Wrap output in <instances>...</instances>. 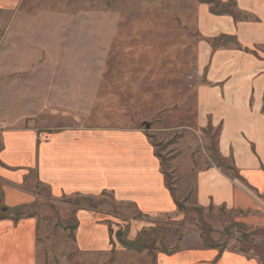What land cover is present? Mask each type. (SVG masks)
Masks as SVG:
<instances>
[{
    "label": "rangeland",
    "instance_id": "rangeland-1",
    "mask_svg": "<svg viewBox=\"0 0 264 264\" xmlns=\"http://www.w3.org/2000/svg\"><path fill=\"white\" fill-rule=\"evenodd\" d=\"M205 1L0 0L6 78L16 85L14 95L23 94L19 107L31 115L26 124L36 120L39 130L62 131L80 119L92 126L130 118L148 132L177 200V211L167 218L164 213L139 217L130 208L104 203L114 242L91 252L81 251L70 237L77 223L76 209L69 211L73 201H58L57 207L45 198L26 215L0 209V219L38 218L39 264H160V254L201 249L205 241L217 249L259 253L264 264V236L237 222L235 212L205 208L196 199L193 163H221L219 128L199 125L197 91L208 82L205 58L227 40L207 34L215 23L209 18L218 12L251 18L235 0ZM133 217L144 224L135 230L141 237L129 234L127 221ZM120 238L137 241L142 249L130 250Z\"/></svg>",
    "mask_w": 264,
    "mask_h": 264
},
{
    "label": "crops",
    "instance_id": "crops-1",
    "mask_svg": "<svg viewBox=\"0 0 264 264\" xmlns=\"http://www.w3.org/2000/svg\"><path fill=\"white\" fill-rule=\"evenodd\" d=\"M235 2L250 20L214 14L209 21L215 23L206 30L210 36L227 39L209 49L212 57L204 63L208 82L197 91L199 125L207 122L219 128L216 153L221 163H203L204 167L193 163L194 183L199 206L227 208L238 215L237 222L264 236V54L259 51L264 49V0ZM1 49L0 43L2 211L26 215L29 206L35 205L30 210L35 212L45 198L57 207L58 201H73L69 211L77 210V223L70 237L85 252L103 251L114 242L111 219L103 216L104 203L130 208L139 217L164 213L167 218L177 211L161 158L146 130L130 118L126 123L92 126L80 119L66 123L62 131L39 130L36 120L29 126L31 115L19 107L23 94L12 93L16 85L9 86ZM105 196L110 200H103ZM23 217L0 219V264H39V220ZM135 220L127 221L131 237L144 226ZM251 252L204 247L165 252L159 260L160 264H263V256Z\"/></svg>",
    "mask_w": 264,
    "mask_h": 264
},
{
    "label": "trees",
    "instance_id": "trees-1",
    "mask_svg": "<svg viewBox=\"0 0 264 264\" xmlns=\"http://www.w3.org/2000/svg\"><path fill=\"white\" fill-rule=\"evenodd\" d=\"M206 3H208V2H211V1H205ZM235 3V2H234ZM224 6V5H223ZM223 10V9H222ZM230 12V11H229ZM217 14H220V15H222V13L221 12H218ZM230 14H232V15H234L235 17H237V14L234 12V13H231L230 12ZM263 109H264V106H263ZM166 175V174H165ZM167 186H168V188H169V190L172 192V194H173V197H175V194H174V186L173 185H170V184H168L167 183ZM175 199V202L177 203V200H176V198H174ZM9 210H11V209H9ZM17 211V210H16ZM13 212H15V211H13V210H11V213H13ZM15 216H16V214H15ZM15 220H17V219H15ZM120 242L126 247V248H128V249H130V250H134V251H140L142 248L140 247L141 245H140V243H137V241H125V240H123V238H120ZM204 244H205V246L206 247H209V248H214V247H217V245H213V244H210V243H208L207 241H205L204 242Z\"/></svg>",
    "mask_w": 264,
    "mask_h": 264
},
{
    "label": "water",
    "instance_id": "water-1",
    "mask_svg": "<svg viewBox=\"0 0 264 264\" xmlns=\"http://www.w3.org/2000/svg\"><path fill=\"white\" fill-rule=\"evenodd\" d=\"M147 127H149V125H147Z\"/></svg>",
    "mask_w": 264,
    "mask_h": 264
}]
</instances>
